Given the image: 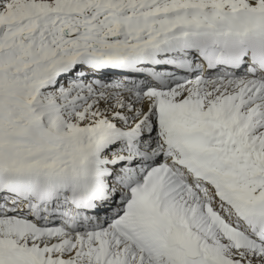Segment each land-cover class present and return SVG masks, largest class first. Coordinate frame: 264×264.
<instances>
[{"label": "snow or ice", "instance_id": "6c2138e0", "mask_svg": "<svg viewBox=\"0 0 264 264\" xmlns=\"http://www.w3.org/2000/svg\"><path fill=\"white\" fill-rule=\"evenodd\" d=\"M0 264H264V0H0Z\"/></svg>", "mask_w": 264, "mask_h": 264}]
</instances>
